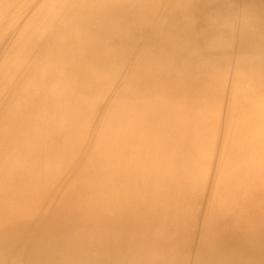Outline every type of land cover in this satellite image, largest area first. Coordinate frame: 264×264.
<instances>
[{
  "label": "bare ground",
  "instance_id": "6f19581e",
  "mask_svg": "<svg viewBox=\"0 0 264 264\" xmlns=\"http://www.w3.org/2000/svg\"><path fill=\"white\" fill-rule=\"evenodd\" d=\"M0 264H264V0H0Z\"/></svg>",
  "mask_w": 264,
  "mask_h": 264
}]
</instances>
